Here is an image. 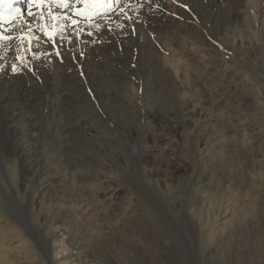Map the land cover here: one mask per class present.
<instances>
[{
	"label": "rangeland",
	"instance_id": "374dc122",
	"mask_svg": "<svg viewBox=\"0 0 264 264\" xmlns=\"http://www.w3.org/2000/svg\"><path fill=\"white\" fill-rule=\"evenodd\" d=\"M136 1L0 62V264H41L32 225L57 264H264V0Z\"/></svg>",
	"mask_w": 264,
	"mask_h": 264
},
{
	"label": "bare ground",
	"instance_id": "6f19581e",
	"mask_svg": "<svg viewBox=\"0 0 264 264\" xmlns=\"http://www.w3.org/2000/svg\"><path fill=\"white\" fill-rule=\"evenodd\" d=\"M134 1L137 2L136 0H119V3L117 4L114 0L113 6L110 10H105V9L101 8L99 10V15L93 14L92 20L89 21V20L83 19L82 17H79L76 15V11L78 9L85 8L84 4L77 3L76 0H68V4H69L68 8L60 6L59 3H53L52 0H44V3L39 4V5H35L32 10H29L33 13V16H31V17L28 16L27 13L29 11H27L25 13V15L22 17V19L17 21V27L15 29L9 27L8 28L9 30L4 33L5 35H11L13 37V39L10 41H7V43L11 44V49L9 50L8 54H6L4 52V50L2 51L0 49V62L4 63L5 58H11V62H8V65H6L7 61L5 62V66H4L3 71H5V73L13 72V70H12L13 64H16L18 68H20L22 66V64L25 65V63H23L17 59L18 56H21L24 58V62H26L27 66H32L33 68H39L40 69L42 67L41 64H44L45 60L48 58L47 57L48 54H52L51 51L53 52V54H57V52H59L60 54L63 53L61 50L63 49V47L71 45L72 39H75L77 41V43H79L81 41H89L90 40L89 36H88L89 38H84L87 35V34L85 35V32H87L89 29H91V31L93 30V31L97 32L99 37L104 36L103 35L104 29L103 30L100 29L101 31L98 32L99 29L96 30L93 27V24L94 23L95 24L102 23V25H104V27H105V24H106V26L116 25L117 22H119L121 20L122 14L125 12H128L129 8L132 6V3ZM126 5H127V7H126ZM121 8L124 9L123 12L120 11ZM116 9H117V12H116ZM65 14L67 16H71L72 19L81 20V23H79L78 25H71V22L69 20L64 19ZM52 17H57L58 19H52ZM25 22H27V23H25ZM61 24H66V25H70V26L67 28H64L62 31H60V25ZM40 26H46V27L44 28V30H41ZM29 27L31 28V33H29L27 31V29ZM0 31H3V29H0ZM46 32H54L55 33L52 40H49L48 35H46ZM77 32L79 34H77ZM88 43H90V42H88ZM109 44H107V45H109ZM65 48L67 49V47H65ZM8 55H10V56H8ZM18 73H19V71H18ZM40 73H41V70H40ZM43 73H41V74H43ZM44 75H42V77ZM58 75H59V73H58ZM64 77H66V76H64ZM100 90H102V89H100ZM12 173L14 175H16V170L12 169ZM18 173H19V171H18ZM14 180H16V179H14ZM20 181H21V179L19 177L16 180V186L19 189L18 193L22 192V190H21L22 187L20 185L23 183ZM49 186H50V182H48L47 180H43V181L39 180L38 182H36L34 184V186L32 188L29 187L27 191L26 190L24 191V189H23V191H24L23 195H31L32 198L38 199L40 197L42 190H45ZM2 228H4V226L0 225L1 231H2ZM40 231H42L40 228L37 230L33 225L31 226L32 235L31 234H29V235L33 236V239H35V244H33V242L26 237V234H28L29 232H26V230L23 231L22 229H21V232H17L19 236H22L21 237V246L27 245L29 248L33 247L32 250H33V252H35L37 254L38 263L41 261V264H57L59 258H57V257L55 258L52 256V254H51L52 250L50 247V240H51V238H54V235L52 234V236L51 235H43L42 236ZM2 236L4 238H6V236H4V234H2ZM3 251L4 252L2 254H0V263H4L3 258L5 259L6 257H8V261L10 260V257L8 255V250L4 249ZM24 256L27 259L28 253H24ZM65 256H66L65 254L61 255V259H64ZM29 262L30 261H28V263Z\"/></svg>",
	"mask_w": 264,
	"mask_h": 264
},
{
	"label": "snow or ice",
	"instance_id": "6c2138e0",
	"mask_svg": "<svg viewBox=\"0 0 264 264\" xmlns=\"http://www.w3.org/2000/svg\"><path fill=\"white\" fill-rule=\"evenodd\" d=\"M53 3H59L60 6L68 8V0H52ZM77 3H82L85 5V8L78 9L76 11V15L79 17H82L83 19L92 20V15H99V10L101 8L105 10H110L113 6L114 0H76ZM115 2L118 4L119 0H115ZM19 3V0H0V29H3V31H0V42L4 41H10L13 39L11 35H5L4 33L7 32L9 29L5 28V23L9 25L10 28L15 29L17 27V21L22 17L21 9L17 6ZM31 4H42L44 3V0H30ZM127 7V5H126ZM121 12L124 11L123 8L120 9ZM5 13L8 15V19L5 20ZM28 16H33V13L29 11L27 13ZM52 19H58L57 17H52ZM64 19L69 20L71 22V25H78L81 23V20L72 19L71 16H67L65 14ZM27 23V22H25ZM70 25L61 24L60 25V31H62L64 28L69 27ZM93 26L98 30L100 28L99 24H93ZM41 30H44L46 26H40ZM29 33H31V28L29 27L27 29ZM77 34H79L77 32ZM91 34V33H90ZM46 35H48L49 40L53 39V36L55 35L54 32H46ZM19 38V37H18ZM38 39V38H37ZM57 55H59V52H57ZM18 60L21 62H24V58L21 56L17 57ZM12 70L14 72L19 71L20 69L17 67L16 64L12 65Z\"/></svg>",
	"mask_w": 264,
	"mask_h": 264
}]
</instances>
